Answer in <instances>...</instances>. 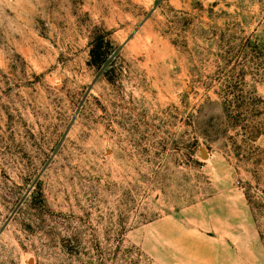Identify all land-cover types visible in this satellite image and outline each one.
<instances>
[{
  "label": "rangeland",
  "instance_id": "374dc122",
  "mask_svg": "<svg viewBox=\"0 0 264 264\" xmlns=\"http://www.w3.org/2000/svg\"><path fill=\"white\" fill-rule=\"evenodd\" d=\"M0 264H264V0H0Z\"/></svg>",
  "mask_w": 264,
  "mask_h": 264
},
{
  "label": "trees",
  "instance_id": "16d2710c",
  "mask_svg": "<svg viewBox=\"0 0 264 264\" xmlns=\"http://www.w3.org/2000/svg\"><path fill=\"white\" fill-rule=\"evenodd\" d=\"M114 55L115 49L108 36L102 34L92 41L89 65L96 70L102 71Z\"/></svg>",
  "mask_w": 264,
  "mask_h": 264
}]
</instances>
